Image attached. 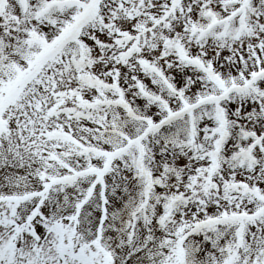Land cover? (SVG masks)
<instances>
[{"label": "snow or ice", "instance_id": "obj_1", "mask_svg": "<svg viewBox=\"0 0 264 264\" xmlns=\"http://www.w3.org/2000/svg\"><path fill=\"white\" fill-rule=\"evenodd\" d=\"M0 264H264V0H0Z\"/></svg>", "mask_w": 264, "mask_h": 264}]
</instances>
